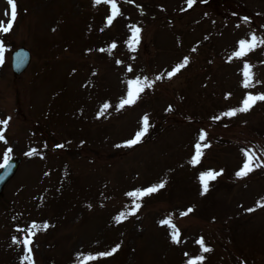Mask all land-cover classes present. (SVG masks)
<instances>
[{
	"label": "rangeland",
	"instance_id": "374dc122",
	"mask_svg": "<svg viewBox=\"0 0 264 264\" xmlns=\"http://www.w3.org/2000/svg\"><path fill=\"white\" fill-rule=\"evenodd\" d=\"M17 5L11 32L0 33L7 46L0 65V119L11 117L0 162L9 145L19 160L0 194V264H21L23 245L12 237L22 240L16 226L27 229L33 220L40 225L33 230L35 264H73L77 252L117 243L116 253L90 264H185V253L201 254V236L212 249L203 264H264V207L246 211L264 198V168L244 178L234 174L242 148L264 147V102L236 117L211 119L243 98L244 59L264 81V46L227 60L249 32L264 35V0H196L190 8L186 0L122 2V15L111 26L104 22L108 7L92 0ZM10 16L8 0H0V21ZM130 24L142 28L136 51L125 43ZM113 41L111 53L99 51ZM21 46L30 62L16 75L11 53ZM185 55L189 65L168 79L167 71ZM116 58L124 63L117 65ZM160 72L165 79L146 89L136 105L97 117L103 102L118 103L126 78ZM255 91H264V84ZM226 92L232 93L228 99ZM169 104L173 110L166 112ZM145 113L153 127L143 142L122 146ZM201 128L211 147L193 166ZM32 148L37 152L26 156ZM209 168L224 172L201 195L198 174ZM162 179L165 187L145 197L136 215L113 221L131 203L127 190ZM189 206L194 211L181 216ZM170 214L179 243L172 242L168 225L158 223ZM44 221L51 225L47 230Z\"/></svg>",
	"mask_w": 264,
	"mask_h": 264
},
{
	"label": "snow or ice",
	"instance_id": "6c2138e0",
	"mask_svg": "<svg viewBox=\"0 0 264 264\" xmlns=\"http://www.w3.org/2000/svg\"><path fill=\"white\" fill-rule=\"evenodd\" d=\"M93 5H106L109 9L108 14L104 17V22L106 26H111L114 20L122 15L121 11V3H134L135 0H92ZM196 0H186L187 6L190 8ZM8 4L11 9V16L7 20V22L0 21V33L8 34L11 32L14 23L17 18V0H8ZM141 11L143 8L141 6ZM7 14V12H6ZM243 20H249V17L245 16L242 18ZM130 35L129 38L125 41L127 47L136 51L137 46L141 40V32L142 28L138 24H130L129 26ZM55 30V29H53ZM104 29L102 28L101 31ZM117 44L113 41L108 48H101L99 51L101 52H109L111 53L112 49L116 48ZM264 46V35H258L256 32H249L246 38H241L237 42V47L231 52V54L227 57V60L230 62L233 58L242 59L248 55L254 49ZM7 50V46L3 39H0V65H3L5 62L4 53ZM196 49L193 48V51ZM87 51H91L88 49ZM190 56L185 55L181 61L174 64L170 70L167 71L166 75L168 79L173 78L176 74H178L182 69L190 63ZM24 63V58L22 56L16 57V64L20 66ZM115 63L117 65H122L124 63L120 58H116ZM76 69H73L75 72ZM126 71L128 73L133 72V66L131 64L127 65ZM242 79L240 81L241 86L246 89L243 98L239 102L238 106L228 107L226 110L220 112L218 115H213L211 117L212 120L218 121L221 120L222 117H236L240 113L249 112L258 102H264V91H255L257 85L264 84V81H261L256 78V74L253 71V65L247 60H243V67L241 69ZM95 75V72H93ZM165 79V73L160 72L155 74L154 78H150L148 75H134L129 78H126V89L123 94L119 97L118 103L113 105L110 101H105L100 106V109L97 111V117L103 116L105 113H108L109 109L115 108L116 111H120L125 109L126 106H134L141 99L142 94L145 93L146 89L153 88L157 81H161ZM232 95L231 92H226L224 94L225 99L230 98ZM173 110V105L169 104L165 109L166 112H170ZM11 117L7 119H0V141L4 142L5 145H8V141L5 135L7 126L9 124ZM191 119V117H189ZM153 127L150 122V116L148 113H145L140 120V126L135 131L134 135L126 139L122 142V146L124 147H132L138 145L143 142V139L149 133V130ZM208 133L204 128L199 129L198 136L196 138L195 143L193 144V152L191 154L190 163L195 166L198 165L202 157L205 154V149L211 147L210 141L207 139ZM83 143V141H82ZM55 147H63V145H56ZM243 153V162L241 166L235 171V176L237 178L247 177L253 171L264 168V147L257 149L256 147H244L241 149ZM13 149L9 145L5 148L2 154V162H0V168L10 169L12 167L11 159H12ZM37 150L35 148L30 149L25 153L26 156H33ZM224 169L215 170L212 168L200 171L198 174V180L201 185V195H204L210 190V182L214 181L222 175ZM48 175V173H45ZM3 176H0V179H3ZM166 184V180H160L156 183H150L147 186H139L132 187L124 193L125 197L130 198L131 203L129 205H125V208L119 211L112 219L115 223L120 224L124 222L129 216H134L141 209L143 200L145 197H150L152 194L157 193L160 189L164 188ZM103 206V204L101 205ZM88 207L91 208L92 205L88 204ZM257 207H264V198H261L256 202L255 207L248 208L246 211L252 212ZM194 211L192 206H189L186 210L181 211L180 215L185 216ZM160 225H168L170 228V238L172 242L179 243L180 231L177 228L176 224L173 222L171 214L158 221ZM51 225L48 221L43 222L44 230H47ZM17 232L23 234V238L18 239L17 236L12 237V241L14 244H22L24 254L20 257L21 264H35V257L33 253V237L36 235V231L40 230V225L37 221L33 220L30 226L25 229L24 227L17 225ZM36 231H33V230ZM197 243L200 245L201 254L189 256L188 253H185V256L188 257L185 261V264H203L206 259L205 253L212 251L211 247L208 246L205 242L204 237H200L197 240ZM121 247V244L117 243L112 246L108 250L96 251V252H77V259L73 262V264H90L92 261H97L100 258L109 257L116 253Z\"/></svg>",
	"mask_w": 264,
	"mask_h": 264
},
{
	"label": "water",
	"instance_id": "95a60500",
	"mask_svg": "<svg viewBox=\"0 0 264 264\" xmlns=\"http://www.w3.org/2000/svg\"><path fill=\"white\" fill-rule=\"evenodd\" d=\"M17 56H22L24 58V63L21 64L20 66H17L16 64V57ZM29 54L26 50H24L23 48H20L16 51L13 52L12 54V70L15 74H19L21 73V71L27 66L28 62H29ZM18 160L15 159V160H12L11 161V164H12V167L10 169H5L1 174L0 176H3L4 178L3 179H0V192L2 190V187L4 185V183L8 180V178L14 173L15 171V168L18 164Z\"/></svg>",
	"mask_w": 264,
	"mask_h": 264
}]
</instances>
